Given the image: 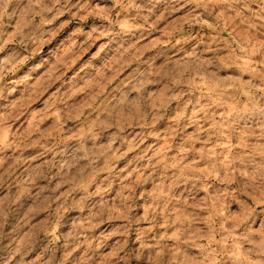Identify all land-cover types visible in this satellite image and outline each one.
<instances>
[{
  "label": "rangeland",
  "instance_id": "rangeland-1",
  "mask_svg": "<svg viewBox=\"0 0 264 264\" xmlns=\"http://www.w3.org/2000/svg\"><path fill=\"white\" fill-rule=\"evenodd\" d=\"M0 264H264V0H0Z\"/></svg>",
  "mask_w": 264,
  "mask_h": 264
}]
</instances>
